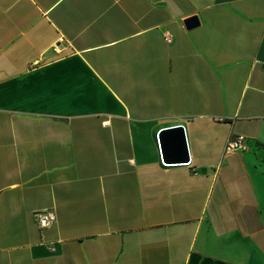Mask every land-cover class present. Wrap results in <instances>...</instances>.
I'll use <instances>...</instances> for the list:
<instances>
[{"label": "crops", "instance_id": "0c3cea01", "mask_svg": "<svg viewBox=\"0 0 264 264\" xmlns=\"http://www.w3.org/2000/svg\"><path fill=\"white\" fill-rule=\"evenodd\" d=\"M0 264H264V0H0Z\"/></svg>", "mask_w": 264, "mask_h": 264}, {"label": "built area", "instance_id": "2783aa9c", "mask_svg": "<svg viewBox=\"0 0 264 264\" xmlns=\"http://www.w3.org/2000/svg\"><path fill=\"white\" fill-rule=\"evenodd\" d=\"M164 40L167 43L171 42V36L168 32L164 34ZM247 149V142L246 138L242 135H234L230 136L223 147V153H233L235 151H245ZM33 219L38 227L39 231L42 232L47 227H49L51 224H53L56 220V216L51 209H42L33 212Z\"/></svg>", "mask_w": 264, "mask_h": 264}, {"label": "water", "instance_id": "95a60500", "mask_svg": "<svg viewBox=\"0 0 264 264\" xmlns=\"http://www.w3.org/2000/svg\"><path fill=\"white\" fill-rule=\"evenodd\" d=\"M184 25L187 29L193 28L198 25V19L196 16L189 17L184 20ZM159 135H161L163 143L167 145L177 159L184 162L188 161L187 145L184 134V129L181 125L173 127L171 130L164 131L160 129Z\"/></svg>", "mask_w": 264, "mask_h": 264}, {"label": "rangeland", "instance_id": "374dc122", "mask_svg": "<svg viewBox=\"0 0 264 264\" xmlns=\"http://www.w3.org/2000/svg\"><path fill=\"white\" fill-rule=\"evenodd\" d=\"M184 163V162H183ZM186 163V162H185Z\"/></svg>", "mask_w": 264, "mask_h": 264}]
</instances>
